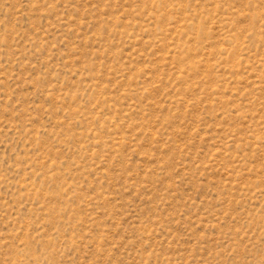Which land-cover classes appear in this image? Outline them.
<instances>
[{"label":"rangeland","instance_id":"rangeland-1","mask_svg":"<svg viewBox=\"0 0 264 264\" xmlns=\"http://www.w3.org/2000/svg\"><path fill=\"white\" fill-rule=\"evenodd\" d=\"M0 264H264V0H0Z\"/></svg>","mask_w":264,"mask_h":264}]
</instances>
